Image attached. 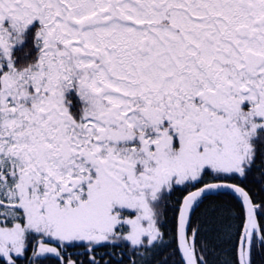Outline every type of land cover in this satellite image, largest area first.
Listing matches in <instances>:
<instances>
[{
	"label": "snow or ice",
	"instance_id": "1",
	"mask_svg": "<svg viewBox=\"0 0 264 264\" xmlns=\"http://www.w3.org/2000/svg\"><path fill=\"white\" fill-rule=\"evenodd\" d=\"M258 161L264 0H0V264H255Z\"/></svg>",
	"mask_w": 264,
	"mask_h": 264
},
{
	"label": "trees",
	"instance_id": "2",
	"mask_svg": "<svg viewBox=\"0 0 264 264\" xmlns=\"http://www.w3.org/2000/svg\"><path fill=\"white\" fill-rule=\"evenodd\" d=\"M262 164L264 162L258 161L256 168L252 171V173L248 176L246 181L247 190H250L251 194L254 196V199L257 203L264 202V183H261V176L264 174V170L262 169ZM240 178H237L236 181H230L231 183L239 182ZM225 191H219L209 196V199L204 200L203 204H201L200 208L197 210L196 216H201L206 211L211 212L212 209H231L233 211L237 210V204L235 198L233 196L224 195ZM181 194L177 193L176 196L179 197ZM176 197H174L175 199ZM172 214H168L169 221L171 220ZM172 228L171 223H168L162 231H165L164 242L160 245V247L154 250L151 254L145 255L143 257V261H146L147 264H163L165 258L168 260V264H175L178 261V255H173V249L175 248V244L171 242L170 237L168 236V231ZM209 239L215 243V238L213 235H209ZM219 253L213 254L210 257L214 264H220V261L229 259L231 256L230 250L227 249V245L220 244L218 245ZM119 258V257H117ZM156 258L158 261H153L152 259ZM255 264H264V256L259 253L254 257ZM47 264H54L53 261L47 262Z\"/></svg>",
	"mask_w": 264,
	"mask_h": 264
},
{
	"label": "bare ground",
	"instance_id": "3",
	"mask_svg": "<svg viewBox=\"0 0 264 264\" xmlns=\"http://www.w3.org/2000/svg\"><path fill=\"white\" fill-rule=\"evenodd\" d=\"M152 260H153V261H156V262L158 261V259H156V258H153Z\"/></svg>",
	"mask_w": 264,
	"mask_h": 264
},
{
	"label": "water",
	"instance_id": "4",
	"mask_svg": "<svg viewBox=\"0 0 264 264\" xmlns=\"http://www.w3.org/2000/svg\"><path fill=\"white\" fill-rule=\"evenodd\" d=\"M219 191H226V190L221 189V190H219ZM219 191H218V192H219ZM212 194H214V193H212ZM212 194H210V195H212Z\"/></svg>",
	"mask_w": 264,
	"mask_h": 264
}]
</instances>
